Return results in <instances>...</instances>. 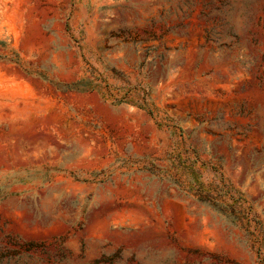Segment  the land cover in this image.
Instances as JSON below:
<instances>
[{"label": "rangeland", "instance_id": "1", "mask_svg": "<svg viewBox=\"0 0 264 264\" xmlns=\"http://www.w3.org/2000/svg\"><path fill=\"white\" fill-rule=\"evenodd\" d=\"M0 264H264V0H0Z\"/></svg>", "mask_w": 264, "mask_h": 264}, {"label": "trees", "instance_id": "2", "mask_svg": "<svg viewBox=\"0 0 264 264\" xmlns=\"http://www.w3.org/2000/svg\"><path fill=\"white\" fill-rule=\"evenodd\" d=\"M91 83L89 81H86V79H80V80H77L73 83H70L68 85L65 86V90H68V91H75V90H86V91H89L92 89L91 87ZM192 172L193 171V168H192ZM196 184H197V187L199 188V193H198V197H200V194H202L203 192V184L200 182L199 180V177H198V181H195ZM235 207V205H234ZM232 210H233V207H232Z\"/></svg>", "mask_w": 264, "mask_h": 264}]
</instances>
